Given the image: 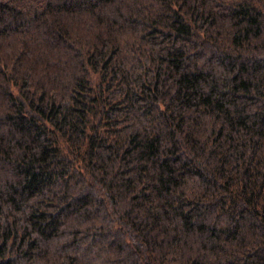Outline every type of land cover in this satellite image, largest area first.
I'll use <instances>...</instances> for the list:
<instances>
[{"label":"trees","instance_id":"1","mask_svg":"<svg viewBox=\"0 0 264 264\" xmlns=\"http://www.w3.org/2000/svg\"><path fill=\"white\" fill-rule=\"evenodd\" d=\"M0 264H264V0H0Z\"/></svg>","mask_w":264,"mask_h":264}]
</instances>
